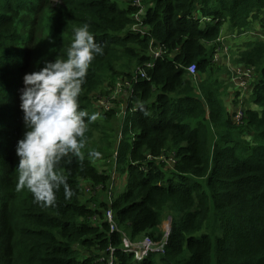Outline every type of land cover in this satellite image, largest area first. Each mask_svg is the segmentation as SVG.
Listing matches in <instances>:
<instances>
[{"label": "trees", "instance_id": "trees-1", "mask_svg": "<svg viewBox=\"0 0 264 264\" xmlns=\"http://www.w3.org/2000/svg\"><path fill=\"white\" fill-rule=\"evenodd\" d=\"M132 1L0 0V264H264V0H145V37L128 32L139 11ZM85 22L103 48L78 98L90 115L102 84L150 61L152 39L164 52L146 69L148 78L135 82L127 115L115 118L110 109L102 120L85 119L82 158H66L57 169L73 195L66 198L61 187L55 204L44 206L27 188L16 190L15 149L27 131L23 76L66 59L73 29ZM225 23L259 33L236 60L254 72L251 104L239 102L241 121L215 76L225 70L214 60ZM194 63L206 76L188 75ZM110 121L122 137L108 154L103 142H89L95 129L106 134ZM92 152L124 175L111 203L102 192L86 201L83 182L95 193L112 182ZM108 208L119 230L110 229ZM163 212L172 214L163 250L142 260L125 252L123 232L132 241L162 238L156 228Z\"/></svg>", "mask_w": 264, "mask_h": 264}, {"label": "clouds", "instance_id": "clouds-1", "mask_svg": "<svg viewBox=\"0 0 264 264\" xmlns=\"http://www.w3.org/2000/svg\"><path fill=\"white\" fill-rule=\"evenodd\" d=\"M89 29L88 22L73 29L66 59L45 61L38 71L23 76L19 107L27 131L15 149L19 157L16 190L27 188L34 201L44 206L55 204L61 187L66 198L73 195L67 178L57 169L66 158L68 162L73 156L82 158L85 119L91 123L100 118L98 112L90 115L80 109L78 102L90 64L103 55Z\"/></svg>", "mask_w": 264, "mask_h": 264}, {"label": "rangeland", "instance_id": "rangeland-1", "mask_svg": "<svg viewBox=\"0 0 264 264\" xmlns=\"http://www.w3.org/2000/svg\"><path fill=\"white\" fill-rule=\"evenodd\" d=\"M124 7V6H122ZM229 26L228 23H225L224 26H223V30H222V33L225 32L226 29H228L227 27ZM231 31H233L234 34H236V36L238 35H241L239 29L236 30V29H231ZM244 32V31H243ZM242 32V33H243ZM246 32L251 35V31H247ZM232 35V34H231ZM233 36V35H232ZM240 37V36H239ZM222 46L224 44H221ZM233 47V46H232ZM226 54H230L231 56H228L227 58L226 57ZM224 54V55H219V60H223L224 63H227L234 71L237 70V67H243L244 68V65L242 63H238V65H234L233 63L237 64L236 63V60L239 56L238 52H232L231 53V50L228 49V52ZM238 54V55H237ZM214 60H215V55H214ZM218 65H220L218 63ZM221 66L223 67V65L221 64ZM222 69H225V70H221V73H216L215 76L220 78V80H224L226 75H227V78L230 77V82L227 84L225 83V85L227 86V90L226 92H224V95H228L226 94L227 91H228V88L230 87V94L229 95V101L228 104L225 105L230 109L231 112H236L238 110H241V107L242 105H239V102L241 100V98H248L249 101L247 104L250 105L251 104V96L252 95H246L247 92H250L251 89L248 87L247 90H244V86H242L239 82V78H237L236 81H232L233 79V75L235 74V72L231 69H226V68H222ZM199 76L201 77L202 74L198 73L197 74V78H199ZM120 82H123V86L121 87V89H115V87L112 85V81L111 80H108L107 82H105L104 84H102L98 89L97 91L94 93L95 95V99L98 100L96 103H95V109L96 111L95 112H98L100 113V118L102 120V115L106 110H110L112 109L111 111L115 110V118H119L123 113V109H125L127 107L126 103L124 102L129 93H130V87H128L126 84H125V80H122V79H119ZM249 86H250V83H249ZM236 102V103H235ZM122 103V105H121ZM122 106V107H121ZM15 110L20 112L19 109H18V103H16V107H15ZM94 112V113H95ZM130 121V120H129ZM129 121L127 123H129ZM103 132H105L106 134H101L100 131H96L97 129H95L93 131V137L91 138V141L89 142L90 146H93V141H98L99 143L100 142H103L104 146L108 148V154H110L114 147L117 145V143L119 142V139H118V135H117V131H116V124L113 122V121H110V122H106L104 123V127H103ZM96 131V132H95ZM95 137V139H94ZM102 140V141H101ZM110 145V146H109ZM89 146V147H90ZM101 156V155H100ZM100 156L99 157H96L93 161L99 165L100 167L102 168H105L107 171H108V175L110 176L111 180H112V184H113V198H115V196H117V194L121 193L124 189V186H125V179H124V175L123 174H120L119 172H115L113 169V166L111 165L110 161H106V160H99L100 159ZM109 156V155H108ZM82 186H91V190L90 191H85V197H86V201L89 203V204H93L91 201H90V198L91 197H97V195L100 194V192L104 193L105 195V198H107V188H106V192H104L102 189H98V186L95 187V189L99 190L97 191L96 193L93 191V188H94V185L93 184H90L89 182H83L82 183ZM171 221H172V214L171 213H167V212H163L162 213V218H161V221H160V224L158 225V227L156 228L157 230V234H160L162 235V238L159 239V240H155L152 241V248L154 250H161L162 249V246H163V243H165L167 237H168V234L170 232V229H171ZM126 238L128 240H130V237L128 236V234H126ZM149 237H144L138 241H131L133 243H143L145 242ZM147 254V253H146ZM145 254V255H146Z\"/></svg>", "mask_w": 264, "mask_h": 264}, {"label": "built area", "instance_id": "built-area-1", "mask_svg": "<svg viewBox=\"0 0 264 264\" xmlns=\"http://www.w3.org/2000/svg\"><path fill=\"white\" fill-rule=\"evenodd\" d=\"M144 1L145 0H133L131 2V4L133 6L139 8V11L136 12L134 14V16H133L135 22L131 26H129V28H128V32L129 33L140 35L142 37H144V36H146L148 34V29L142 25V20H143V17H144V14H145V10H146V5L144 4ZM208 20H210V18H205V17L202 18V21H208ZM221 39L222 38H219V40H221ZM150 48H151V51H150V54H149V56L151 58L150 61L145 66L138 67L137 70L134 73H132L130 75H125V76H129L130 78L125 77V76L118 77L116 79V81H115V84L112 83V85L115 87L116 90L117 89H121V87L123 86V82H120L119 79L125 80V84L128 87H130V91H131L133 86H134V84H135V82H137L139 79L148 78L146 69L147 68H152L153 65H154L153 62L157 58H159L164 52L162 50V48L159 46V44L155 42L154 39H152L151 42H150ZM227 52H228L227 48H220L219 47V49L215 53V61L221 62L222 60H219V55H224ZM228 56H231V55L230 54H226L225 58H227ZM237 65L238 64H236V66ZM185 70L187 71L188 75L191 78L196 80L197 74H198V69H197V65L195 63L194 64H190L188 67L185 68ZM234 72H235V74L233 75V78H232L233 80L232 81H236L237 78H239V82H240V84L242 86H244V88H243L244 90H247L248 87L251 88L250 86L253 83V77H254V72L252 71L251 68L237 67V70H235ZM229 80H231V79L229 78ZM249 83H250V86H249ZM132 111L133 110H131V112ZM122 113H123L124 116H125V113L127 115V113H128L127 107L125 109H123ZM242 116H243L242 110H238L237 113H236L237 120L241 121ZM121 137H122V135L120 133L119 134V138H118L119 141H120ZM114 157H116V155ZM113 170L115 172H117L115 170V164L113 165ZM98 189H101V187L98 186ZM84 190L85 191H90L91 190V186H84ZM113 196H114V194H113V184L111 182L110 189H109V191H107V199H108L109 203H111L113 201V199H114ZM105 216H106V219L109 222L110 229L112 231L119 230L116 222L114 221L113 211H112L111 208H108V210L105 213ZM150 239L151 238L149 237L143 243H133V242H131L132 241L131 239H130L131 240L130 241V240H128L126 238V233L123 232V250L125 252H134L135 255H136V258L139 259V260H142L151 251H162L163 250V246H162L161 250H154L152 248V246H151L153 240L151 239L152 240L151 241ZM163 245H164V243H163Z\"/></svg>", "mask_w": 264, "mask_h": 264}, {"label": "crops", "instance_id": "crops-1", "mask_svg": "<svg viewBox=\"0 0 264 264\" xmlns=\"http://www.w3.org/2000/svg\"><path fill=\"white\" fill-rule=\"evenodd\" d=\"M227 28L228 29H226L224 33H221L222 39L220 40V42H221V44H224V45L223 46L221 45L220 48L230 49L231 53L232 52H239L240 50H242V51L245 50L246 49L245 44H247V42L250 40V39H248L249 36H251V37L253 36L255 38H258V36H259V33L257 31H251L252 32L251 35H249L248 33H241V35L236 36L237 33L234 34L233 31L230 30L229 26ZM217 63H219L220 65L222 64L223 68L233 70L230 66H228L226 63H224L223 60L221 62L218 61ZM233 64L236 65L235 63H233ZM204 76H206V75H202V77H204ZM229 78L230 77L227 78V75H226L225 79L222 81H224V83L228 84L230 82ZM226 94H228V95L223 96V101L227 105L228 102H230L229 101V95H231L230 94V87L228 88V91Z\"/></svg>", "mask_w": 264, "mask_h": 264}, {"label": "bare ground", "instance_id": "bare-ground-1", "mask_svg": "<svg viewBox=\"0 0 264 264\" xmlns=\"http://www.w3.org/2000/svg\"><path fill=\"white\" fill-rule=\"evenodd\" d=\"M138 8V7H137ZM146 36H149V35H146ZM145 37V36H144ZM159 42V41H158ZM254 82V81H253ZM135 92H136V90H134ZM126 119V118H125ZM117 165V164H116ZM113 170V169H112ZM113 184H114V182H113Z\"/></svg>", "mask_w": 264, "mask_h": 264}]
</instances>
